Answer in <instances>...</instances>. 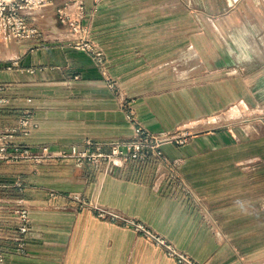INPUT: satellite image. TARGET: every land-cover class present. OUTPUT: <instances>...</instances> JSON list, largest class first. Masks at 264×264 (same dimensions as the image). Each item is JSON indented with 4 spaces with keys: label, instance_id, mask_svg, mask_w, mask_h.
Masks as SVG:
<instances>
[{
    "label": "crops",
    "instance_id": "0c3cea01",
    "mask_svg": "<svg viewBox=\"0 0 264 264\" xmlns=\"http://www.w3.org/2000/svg\"><path fill=\"white\" fill-rule=\"evenodd\" d=\"M81 6L106 70L68 44L75 35L58 9L78 15ZM28 19L40 37L0 39V143L28 115V133L13 142L57 147L130 138L123 99L149 130L186 128L192 136L164 144V162L0 159L4 264H179L73 196L142 222L201 264H264V128L190 130L237 101L248 83L240 72L264 66L263 1L53 0ZM19 208L30 218L25 252Z\"/></svg>",
    "mask_w": 264,
    "mask_h": 264
},
{
    "label": "built area",
    "instance_id": "2783aa9c",
    "mask_svg": "<svg viewBox=\"0 0 264 264\" xmlns=\"http://www.w3.org/2000/svg\"><path fill=\"white\" fill-rule=\"evenodd\" d=\"M53 0H0V39L23 40L38 38L42 34L41 29L28 19V14L49 6ZM78 15L72 14L65 7L58 9V17L62 23L68 25L75 38L68 44L73 48L88 52L96 61L101 70L105 68V57L103 51L89 37V27L83 22L85 17L83 6L80 7ZM18 65L13 61L6 68L10 69ZM105 79L111 89L116 90V81L106 71ZM121 107L124 109L126 118L133 126V135L130 138H120L110 142H96L90 139L82 144L53 147L41 145L31 147L13 142L12 139L19 131H25L30 124V115L19 120L18 125L7 130L4 140L0 143V159L7 161H33L42 162L46 159L71 158L78 163H100L117 164L129 160L152 159L158 162L167 160L162 146L166 143L178 145L186 144L192 134L186 129H177L173 132L157 133L146 128L138 119L135 108L127 100L123 99ZM24 133V132H23ZM80 201L81 207L95 209L99 217L119 221L127 227H131L156 245L163 248L165 253L174 258L179 264H201L180 251L173 243L164 236L153 231L145 224L133 218L124 216L118 212L101 207L96 203H90L86 198L73 196ZM18 220L17 230L20 235L18 248L25 252V235L30 229L29 212L26 208L15 210ZM0 264H4V256L0 254Z\"/></svg>",
    "mask_w": 264,
    "mask_h": 264
},
{
    "label": "rangeland",
    "instance_id": "374dc122",
    "mask_svg": "<svg viewBox=\"0 0 264 264\" xmlns=\"http://www.w3.org/2000/svg\"><path fill=\"white\" fill-rule=\"evenodd\" d=\"M262 1L264 3V0ZM259 64L258 67L255 66L256 69L248 66V71L240 72L241 78L248 79V83L243 87L240 86V97L228 110L222 112L216 121L201 123L190 130L201 131L207 127L217 125H227L229 127L250 125L264 128V66L259 67ZM186 130L189 131V129Z\"/></svg>",
    "mask_w": 264,
    "mask_h": 264
}]
</instances>
